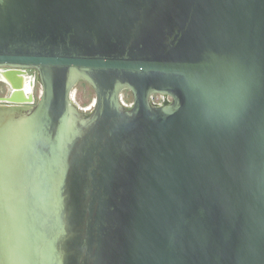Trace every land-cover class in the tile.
<instances>
[{
    "label": "water",
    "instance_id": "obj_1",
    "mask_svg": "<svg viewBox=\"0 0 264 264\" xmlns=\"http://www.w3.org/2000/svg\"><path fill=\"white\" fill-rule=\"evenodd\" d=\"M0 66V264H264V0H0Z\"/></svg>",
    "mask_w": 264,
    "mask_h": 264
},
{
    "label": "rangeland",
    "instance_id": "obj_2",
    "mask_svg": "<svg viewBox=\"0 0 264 264\" xmlns=\"http://www.w3.org/2000/svg\"><path fill=\"white\" fill-rule=\"evenodd\" d=\"M36 71V70H35ZM31 75H35L36 72L30 71ZM42 86L39 80L36 82L34 88L35 101L37 102L41 95ZM10 92L9 87L4 82L0 81V94L7 95ZM74 102L78 106L79 110L84 111L85 113H91L95 107L96 92L93 86L86 80H79L74 86L73 90ZM122 98L124 102L128 105H131L134 101V96L131 90L125 89L122 93ZM172 98L167 95L160 93H154L152 95V101L157 104H162L167 101H171Z\"/></svg>",
    "mask_w": 264,
    "mask_h": 264
},
{
    "label": "flooded vegetation",
    "instance_id": "obj_3",
    "mask_svg": "<svg viewBox=\"0 0 264 264\" xmlns=\"http://www.w3.org/2000/svg\"><path fill=\"white\" fill-rule=\"evenodd\" d=\"M10 67H8V66H0V71H2V70H7V69H9ZM26 70H27V75L28 76H31V74H30V71H34V72H36V74L35 75H33V76H35V78H36V82L38 81V70L37 69H35V68H32V67H28V68H25ZM36 70V71H35ZM1 82H4L5 84H7V86L9 87V90H10V92L12 91V86H11V84H9L8 82H6V81H4V80H0ZM36 85V84H35ZM35 88V87H34ZM9 92V93H10ZM8 93V94H9ZM2 96H5V94H0V97H2ZM3 103V102H2ZM36 103V102H35Z\"/></svg>",
    "mask_w": 264,
    "mask_h": 264
},
{
    "label": "bare ground",
    "instance_id": "obj_4",
    "mask_svg": "<svg viewBox=\"0 0 264 264\" xmlns=\"http://www.w3.org/2000/svg\"><path fill=\"white\" fill-rule=\"evenodd\" d=\"M0 78L4 79L2 73H0ZM23 87L25 88L26 92H30L32 90V87L30 86L28 81H24ZM74 105L76 106L77 109H79L75 102H74ZM28 110H29V107H25L23 112H27ZM79 111H81V110H79ZM81 112L84 114V116H89V114H90V113H85L84 111H81ZM7 124H9L8 121H7Z\"/></svg>",
    "mask_w": 264,
    "mask_h": 264
},
{
    "label": "built area",
    "instance_id": "obj_5",
    "mask_svg": "<svg viewBox=\"0 0 264 264\" xmlns=\"http://www.w3.org/2000/svg\"><path fill=\"white\" fill-rule=\"evenodd\" d=\"M166 103V102H165Z\"/></svg>",
    "mask_w": 264,
    "mask_h": 264
}]
</instances>
